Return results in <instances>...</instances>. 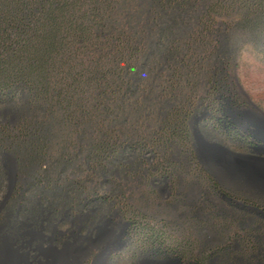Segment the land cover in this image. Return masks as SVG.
<instances>
[{"label":"trees","instance_id":"obj_1","mask_svg":"<svg viewBox=\"0 0 264 264\" xmlns=\"http://www.w3.org/2000/svg\"><path fill=\"white\" fill-rule=\"evenodd\" d=\"M235 8L252 17L254 9L264 12V0H0V162L18 154L16 203L42 180L76 195L98 190L78 180L85 168L127 169L124 158L139 149L165 150L180 133L187 138L190 98L202 76L239 105L227 83L234 55L217 41L215 22ZM190 77L183 102L181 81ZM219 119L228 129L230 117ZM6 181L0 163V188ZM259 249L230 264H264Z\"/></svg>","mask_w":264,"mask_h":264},{"label":"rangeland","instance_id":"obj_2","mask_svg":"<svg viewBox=\"0 0 264 264\" xmlns=\"http://www.w3.org/2000/svg\"><path fill=\"white\" fill-rule=\"evenodd\" d=\"M256 11L259 15L248 17L237 8L228 9L215 22L222 32L216 35L217 41L234 55L232 64L226 65L230 98L247 108L243 114H226L243 125L261 127L264 12ZM242 20L251 25L237 29L234 24ZM217 41L207 47V53ZM209 76L199 79L200 87L190 96L195 107L186 120L187 138L180 133L165 150L139 149L124 158L127 169L114 165L112 172L95 174L85 168L78 180L88 188L99 184L98 190L76 195L61 183L49 190L42 180L34 192L21 191L23 196L16 203L21 173L18 154L4 155L0 163L7 181L0 188V264H174L144 257L162 248L183 256L187 264H230L260 252L264 160L248 155L244 141L222 125L223 107L233 104L226 102L222 91L211 89ZM181 82L186 102L195 79ZM232 166H237L236 173ZM215 183L222 191L207 193ZM234 191L233 200L221 195L232 196ZM75 195L78 199L62 206L63 199ZM26 199L32 203L27 205Z\"/></svg>","mask_w":264,"mask_h":264},{"label":"flooded vegetation","instance_id":"obj_3","mask_svg":"<svg viewBox=\"0 0 264 264\" xmlns=\"http://www.w3.org/2000/svg\"><path fill=\"white\" fill-rule=\"evenodd\" d=\"M228 111L243 114V113L247 112V108L245 105H226L225 111L222 110V112L224 114L223 117H225V118L231 117V116L226 114V112H228ZM230 119H231L230 125L226 124V126L228 127V129H227L228 132L230 134H237L239 136V138L244 141L245 146H246L245 148H247V150L249 151L248 155H251L255 158L264 160V126L259 127L256 124H254V125H249V124L243 125L241 123V121L239 122L235 118L231 117ZM215 179H216L215 180L216 182L219 181L217 178H215ZM218 183L221 184L220 182H218ZM218 183L212 184V188L209 190H206V192L207 193L211 192L213 194H216L217 192L222 191L221 189L218 188L219 187ZM216 188L219 190H217ZM228 192H231V191H228ZM221 193H222L221 195L223 197L228 198V200H233L234 196H237L236 191H234L232 196L227 195L225 192H221ZM180 198H182V197L180 196ZM180 198H178L179 201H180ZM235 201H237V200H235ZM173 255L174 254L168 253L166 249L162 248L160 250L156 249L155 252H153L147 256H144V257H146V259H149V260H159V261L168 260V261H174V264H187L185 259H183V256H173Z\"/></svg>","mask_w":264,"mask_h":264},{"label":"bare ground","instance_id":"obj_4","mask_svg":"<svg viewBox=\"0 0 264 264\" xmlns=\"http://www.w3.org/2000/svg\"><path fill=\"white\" fill-rule=\"evenodd\" d=\"M221 168V167H220ZM263 169H264V166H263ZM231 170L234 172V173H236L237 171H238V168H237V166H232L231 167ZM212 173H214L216 176H217V174L212 170ZM217 178H218V176H217ZM67 264V263H66Z\"/></svg>","mask_w":264,"mask_h":264}]
</instances>
